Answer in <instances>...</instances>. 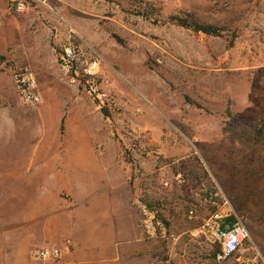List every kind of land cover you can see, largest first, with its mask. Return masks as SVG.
Segmentation results:
<instances>
[{"label":"rangeland","instance_id":"374dc122","mask_svg":"<svg viewBox=\"0 0 264 264\" xmlns=\"http://www.w3.org/2000/svg\"><path fill=\"white\" fill-rule=\"evenodd\" d=\"M11 2L0 0V264H45L38 251L105 216L121 223L125 264H208L206 189L244 219L264 264V0ZM185 12L221 35L171 21ZM70 43L77 75L60 68ZM27 69L39 104L21 98Z\"/></svg>","mask_w":264,"mask_h":264},{"label":"built area","instance_id":"2783aa9c","mask_svg":"<svg viewBox=\"0 0 264 264\" xmlns=\"http://www.w3.org/2000/svg\"><path fill=\"white\" fill-rule=\"evenodd\" d=\"M11 4L15 12L22 13L25 9L24 0H11ZM82 55L78 45L70 43L65 49L60 62V68L66 75L78 74L79 60ZM98 70V62L89 63L83 70L84 77L92 79L95 77ZM18 87L21 98L28 104H39L41 102V94L39 92V84L37 75L34 70H25L18 79ZM215 199L220 198V193L211 194ZM217 205V209L211 213L201 227L202 235L212 244L220 245L224 254L228 257L236 258L237 264H260L257 255H250V252H255V247L252 245L250 231L244 221L239 216L228 200L224 199L222 205ZM196 217L195 211L189 212V218ZM232 219L233 222L230 220ZM152 228V227H150ZM58 249H42L37 252V260L56 259L60 257ZM222 258V256H219Z\"/></svg>","mask_w":264,"mask_h":264},{"label":"crops","instance_id":"0c3cea01","mask_svg":"<svg viewBox=\"0 0 264 264\" xmlns=\"http://www.w3.org/2000/svg\"><path fill=\"white\" fill-rule=\"evenodd\" d=\"M263 157V154H262ZM108 217V216H107ZM105 216L100 224L80 227L83 238H74L52 249L60 251V257L44 260L49 264H125L124 238L121 223ZM134 258H132L133 262ZM45 263V264H46Z\"/></svg>","mask_w":264,"mask_h":264},{"label":"trees","instance_id":"16d2710c","mask_svg":"<svg viewBox=\"0 0 264 264\" xmlns=\"http://www.w3.org/2000/svg\"><path fill=\"white\" fill-rule=\"evenodd\" d=\"M171 21L180 27L191 30L192 32H195L197 34H204L207 36L219 37L223 31L216 22H208L195 13H181L172 16ZM216 192V190L212 189H206L202 192L203 199L208 205L213 208V210L217 209V205H215L214 203H217L219 199H215L211 196V194H215ZM150 209L153 210L152 207H150ZM158 217L160 218V216ZM230 221L233 222L234 220L232 221L231 219ZM162 222L166 226H169L166 218L162 217ZM219 256H222V258H220ZM204 259L209 261L208 264H230L232 261H235V264H237L236 258L233 256H226L222 251L220 245L218 244H212L211 250L206 252Z\"/></svg>","mask_w":264,"mask_h":264}]
</instances>
